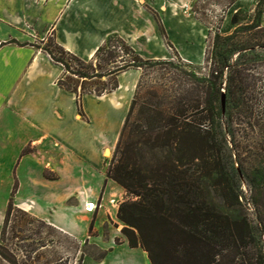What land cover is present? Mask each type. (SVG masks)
I'll list each match as a JSON object with an SVG mask.
<instances>
[{
  "label": "trees",
  "instance_id": "16d2710c",
  "mask_svg": "<svg viewBox=\"0 0 264 264\" xmlns=\"http://www.w3.org/2000/svg\"><path fill=\"white\" fill-rule=\"evenodd\" d=\"M249 17L248 10H238L232 17V32L215 34L206 75L168 60L145 61L123 41L128 58L117 55L109 50L114 36L98 47L92 59L81 58L56 40L43 47L63 66L59 84L76 93L79 106L92 80L142 69L106 176L126 192L117 212L123 235L131 247L147 252L151 264H264V216L258 212L253 219L244 208L231 153L236 125L258 128L260 138L253 146L264 149V84H259L263 78L256 72L264 63V0L257 2ZM116 55L121 61L112 60ZM71 62L80 68L72 70ZM111 62L117 65L110 67ZM172 65L173 70L160 72ZM150 69L157 71L155 83L144 80ZM102 81L100 87H88V92L101 96L118 88L116 77L113 82ZM26 153L24 149L22 155ZM243 172L252 187L264 190V164L249 175ZM17 188L15 179L0 234V264H21L17 254L10 257L6 250V231L14 213L30 216L14 203ZM32 218L55 231L44 220ZM51 237L39 236L35 243L46 247L55 242ZM87 245L79 264L89 255ZM93 247L99 255L92 256H105V250ZM33 260L34 264H68L62 257Z\"/></svg>",
  "mask_w": 264,
  "mask_h": 264
},
{
  "label": "crops",
  "instance_id": "0c3cea01",
  "mask_svg": "<svg viewBox=\"0 0 264 264\" xmlns=\"http://www.w3.org/2000/svg\"><path fill=\"white\" fill-rule=\"evenodd\" d=\"M139 2L0 0V234L17 179L18 208L74 238L79 254L86 242L106 251L99 259L85 255L82 264H151L147 252L131 247L122 233L119 207L111 200L126 192L107 179L104 164V149L115 134L105 121L116 119L117 126L122 117V82L110 94H84V109L94 121L88 126L79 114L76 93L59 84L63 66L40 44L56 28V39L66 50L92 58L111 33H123L122 24L128 23L129 30L138 27L132 25L138 23L132 8ZM257 2L235 0L233 12L254 11ZM64 8L69 10L62 21ZM108 22L117 25L108 29ZM27 147L34 152L22 155ZM45 169L56 170L58 177H46ZM69 199L73 203L66 205ZM87 203L97 208L88 211Z\"/></svg>",
  "mask_w": 264,
  "mask_h": 264
},
{
  "label": "rangeland",
  "instance_id": "374dc122",
  "mask_svg": "<svg viewBox=\"0 0 264 264\" xmlns=\"http://www.w3.org/2000/svg\"><path fill=\"white\" fill-rule=\"evenodd\" d=\"M234 1L235 0H140L138 7L132 8L135 10V17L138 18V23H133L132 25L138 27L129 30L128 27H130V25L128 23L122 24V28L124 27L122 34L118 32L109 35L114 36L115 38V40L111 42L109 50L115 51L114 53L117 55H123L125 58H128L127 53H124V48H122L121 45V41H123L132 47L134 51L139 54L141 59L145 61L168 60L172 62L174 66L176 65L180 68L185 66L188 70L193 69L201 75H206L208 74L210 67L208 55L215 34L221 33L225 35L231 33L234 28L231 22L233 15L236 13L233 12L234 9L232 4ZM129 9L131 10V8ZM68 10L69 8H64L62 10L63 15L60 17V20L64 21L66 19ZM249 13V18L251 19L254 11H249ZM116 25L117 23L114 22H108L106 24L108 29L110 26L114 27ZM28 27L30 28V26ZM50 40L57 41L56 28H50V31H48L44 40L40 41L41 46H46ZM106 54V51H104V56H106ZM117 55L116 58L114 57L112 60L119 62L121 61V57ZM100 58H102V55ZM101 64L105 65L106 63L101 61ZM114 64L117 65V63L111 62L109 66L113 67ZM71 66L72 70L80 68L75 62H71ZM169 69L173 70V65L163 67L160 72L168 71ZM130 70L133 71L130 72ZM256 72L258 77L263 78L259 81V84H264V63L256 68ZM141 75L142 69L133 68L127 70V73H112L110 77L102 79L107 82H113L116 77L119 84L118 88L122 82L120 90L121 104H119L123 110L121 114L122 117L117 118V126L114 125L116 119L108 118L105 121L107 123L106 125H111V131L115 130V134L110 135L111 140L107 141L106 148L104 149V164L106 168L113 156L119 133L129 111L132 99L136 93ZM156 76L157 71L150 69L147 71L144 80L155 83L154 78H156ZM72 78L75 79L76 77ZM102 80H92L90 82L91 86L88 84L87 87H85V94L96 95L89 93L88 87L95 88L98 85L100 87V85L105 82ZM79 91L81 92L82 88H79ZM113 91L103 93L102 95L110 94ZM87 105L88 108H91L89 102H87ZM261 105L264 106V98ZM78 109L79 114L82 112L85 116L84 117L81 114L86 125H93V117L88 115L84 109L83 97L80 106L78 104ZM234 130L235 139L231 142L232 161L234 162V166L237 168L241 179L240 185L243 194L242 201L244 208L253 219H256V213L258 212L264 216V190H256L252 187L247 177L244 175L243 170L249 175L254 168L263 165L264 149L260 150L258 147L253 146V141L260 138L259 136H256L258 128L245 124L244 126L242 125V127L236 125ZM26 149L27 153L34 152L30 147H27ZM44 174L49 178L58 177L56 170L45 169ZM125 197L126 194H124L121 199L115 196L111 200V205H118L119 207ZM72 203L73 199H69L66 202V205H71ZM94 205L96 206L95 208H97V204L94 203ZM26 220L32 221H30L31 223H28L25 222ZM39 236H44L46 239H49L52 236L55 242H50L47 247L40 249L38 243H35ZM6 238V250H8L9 256L12 257L17 254L18 260L21 264L24 260H28L29 264H34L33 259L36 256L41 258V262L44 261L45 258L55 259L62 257L63 259L68 260V264H79L81 256V254L78 253L79 242L70 236L62 235L50 228L42 226V224L30 216L26 217L15 212L12 222H10L7 227ZM93 246L94 244L90 243L85 246L86 252L89 255L98 256L99 252ZM35 248H39L37 252L34 251ZM30 257L31 259H29ZM4 264L9 263L5 262Z\"/></svg>",
  "mask_w": 264,
  "mask_h": 264
},
{
  "label": "built area",
  "instance_id": "2783aa9c",
  "mask_svg": "<svg viewBox=\"0 0 264 264\" xmlns=\"http://www.w3.org/2000/svg\"><path fill=\"white\" fill-rule=\"evenodd\" d=\"M95 205H94V203H87L86 204V209L88 210V211H93L94 209H95Z\"/></svg>",
  "mask_w": 264,
  "mask_h": 264
},
{
  "label": "water",
  "instance_id": "95a60500",
  "mask_svg": "<svg viewBox=\"0 0 264 264\" xmlns=\"http://www.w3.org/2000/svg\"><path fill=\"white\" fill-rule=\"evenodd\" d=\"M225 98H226V95H225V92H223L222 94V106L225 107Z\"/></svg>",
  "mask_w": 264,
  "mask_h": 264
}]
</instances>
